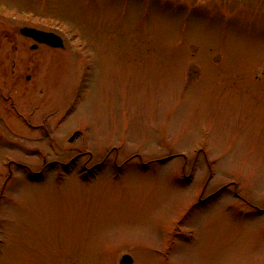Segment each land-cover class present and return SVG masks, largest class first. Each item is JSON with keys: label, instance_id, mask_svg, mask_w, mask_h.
Masks as SVG:
<instances>
[{"label": "rangeland", "instance_id": "374dc122", "mask_svg": "<svg viewBox=\"0 0 264 264\" xmlns=\"http://www.w3.org/2000/svg\"><path fill=\"white\" fill-rule=\"evenodd\" d=\"M0 242V264H264V0H0Z\"/></svg>", "mask_w": 264, "mask_h": 264}, {"label": "water", "instance_id": "95a60500", "mask_svg": "<svg viewBox=\"0 0 264 264\" xmlns=\"http://www.w3.org/2000/svg\"><path fill=\"white\" fill-rule=\"evenodd\" d=\"M19 33L27 38H30L36 43L45 44L53 48H62L64 46L62 38L53 33L42 31L33 27H21ZM37 44L31 46L32 49L36 48ZM29 79V77H27ZM77 133H75L69 141H72ZM120 264H132V258L128 255H124L120 261Z\"/></svg>", "mask_w": 264, "mask_h": 264}, {"label": "flooded vegetation", "instance_id": "af4514ba", "mask_svg": "<svg viewBox=\"0 0 264 264\" xmlns=\"http://www.w3.org/2000/svg\"><path fill=\"white\" fill-rule=\"evenodd\" d=\"M75 132H78V131H75ZM82 134L80 133V132H78L77 133V135L75 136V137H80ZM107 146V145H106ZM106 146L105 145H102L101 147H100V149L101 150H103V148H104V150L106 149ZM107 148H108V146H107ZM108 151H106V153H107ZM88 155H89V158L91 159V157H93V152L92 151H89L88 153H87ZM106 160H104V159H101L99 162H94L93 164H91L90 166H86V165H84L83 167H81V171L79 172V173H77V175L76 176H78V178L80 179H86V178H88L87 176H88V174L87 173H85V172H92L93 170H98V167H101L100 166V163H104ZM148 164H151V163H148ZM143 165H145V163L143 164ZM116 168H118V166H116ZM64 170H66L67 168H63ZM101 169H102V167H101ZM44 170H37V171H34V170H25L23 173H24V175L25 176H29V179L28 180H32V178H33V176L34 175H40V176H43L44 175V172H43ZM69 172H70V170H69ZM45 175H46V173H45ZM61 175V173L60 172H58V173H56V174H54V176L56 177V176H60ZM94 175V174H93ZM31 177V178H30ZM44 178V177H43ZM2 243L0 242V245H1ZM0 248H1V246H0ZM134 263V262H133ZM132 263V264H133Z\"/></svg>", "mask_w": 264, "mask_h": 264}]
</instances>
